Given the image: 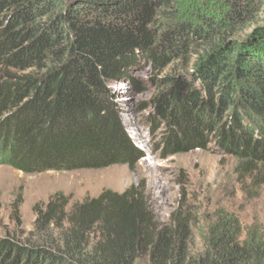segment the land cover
I'll use <instances>...</instances> for the list:
<instances>
[{
  "label": "trees",
  "instance_id": "1",
  "mask_svg": "<svg viewBox=\"0 0 264 264\" xmlns=\"http://www.w3.org/2000/svg\"><path fill=\"white\" fill-rule=\"evenodd\" d=\"M180 3L0 0V166L24 174L131 167L139 154L111 87L135 84V67L156 73L182 59L193 72L167 77L153 99L173 128L170 149L205 150L223 117L221 150L264 169V0H222L218 17L198 24L179 16ZM67 203L51 197L32 237L0 238V264H264V230L242 239L218 220L193 256L187 227L152 230L134 190L70 212Z\"/></svg>",
  "mask_w": 264,
  "mask_h": 264
},
{
  "label": "rangeland",
  "instance_id": "2",
  "mask_svg": "<svg viewBox=\"0 0 264 264\" xmlns=\"http://www.w3.org/2000/svg\"><path fill=\"white\" fill-rule=\"evenodd\" d=\"M179 1V16L189 12L196 24L201 15L215 18L225 9L222 0ZM193 64L186 67L180 59L156 73L135 67L130 74L135 84L112 85L118 120L139 154L131 167L24 174L0 166V238L32 237L40 212L54 195L64 196L70 212L106 192L121 195L130 190L139 195L152 230L177 223L187 227L193 256L203 254L208 231L218 220L230 221L242 239L264 230V169L245 168L221 150L216 137L223 117L206 132L210 136L205 150L188 145L176 151L168 146L173 128L159 117L153 99L166 91L167 77L189 75Z\"/></svg>",
  "mask_w": 264,
  "mask_h": 264
}]
</instances>
